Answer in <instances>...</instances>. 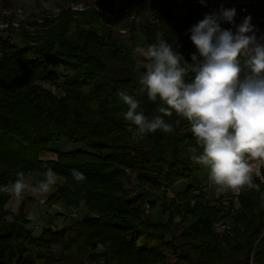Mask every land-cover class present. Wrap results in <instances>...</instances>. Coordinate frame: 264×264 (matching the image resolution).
Here are the masks:
<instances>
[{"label": "trees", "instance_id": "1", "mask_svg": "<svg viewBox=\"0 0 264 264\" xmlns=\"http://www.w3.org/2000/svg\"><path fill=\"white\" fill-rule=\"evenodd\" d=\"M146 2L96 0L81 9L65 7L57 15L22 27V47L0 37V186L14 181L19 171L26 176L51 168L65 181L48 202L61 201L70 207L84 200L88 206L82 219L59 229L46 224L41 236H35L28 228L24 203L17 212L6 210L10 196L0 192V264H84L87 255L103 257L102 264H264V183L253 179L260 190L247 188L233 226L215 233L213 224L221 209L195 193L200 180L193 173L203 166L190 158L189 147L197 145L187 118L178 122L174 110L171 116H163L157 109L167 105L139 93L143 68L111 81L99 80L109 73L110 60L135 65L133 54L123 50L114 23L129 19ZM163 13L160 6L155 16L158 19ZM196 15L192 7L175 26L148 21L141 26L143 46L155 43L160 33L191 62L190 54L196 50L187 30L198 22ZM50 66L74 72L61 96L42 84L58 81L57 70ZM117 91L133 95L138 110L149 119L162 115L173 131L158 129L134 137ZM62 135L87 147H51ZM42 151H55L57 157L43 159ZM128 168L136 172L138 185L146 192L165 194L178 180L190 179L183 190L163 202V210L169 212L165 222H154L145 212L146 203L153 208L155 200L126 191L131 181ZM73 169L85 179L77 182ZM176 217L182 220L181 243L175 236L167 239ZM53 244L61 246L58 258L43 252Z\"/></svg>", "mask_w": 264, "mask_h": 264}, {"label": "clouds", "instance_id": "2", "mask_svg": "<svg viewBox=\"0 0 264 264\" xmlns=\"http://www.w3.org/2000/svg\"><path fill=\"white\" fill-rule=\"evenodd\" d=\"M198 2L206 6V0ZM236 14L235 7L221 4L187 30L196 48L190 54L191 62L160 33L155 43L138 47L136 52L142 58L138 68L144 69L138 91L146 92L152 102L159 98L167 105L157 109L163 116H171L174 110L187 118L197 145L189 147L190 158L208 169L212 184L233 192L245 186L259 191L253 174L264 183V34L257 37L251 15L237 24ZM225 22L233 27H222ZM116 95L126 105L123 117L134 137L158 129L173 131L162 115L149 119L139 111L133 95L126 91ZM15 175L14 181L0 186V192L16 201L25 192L49 193L59 179L51 168L35 185L26 181L24 172ZM72 176L77 182L85 179L76 169Z\"/></svg>", "mask_w": 264, "mask_h": 264}, {"label": "rangeland", "instance_id": "3", "mask_svg": "<svg viewBox=\"0 0 264 264\" xmlns=\"http://www.w3.org/2000/svg\"><path fill=\"white\" fill-rule=\"evenodd\" d=\"M248 1V12L243 13L240 10V3ZM96 2V0H0V37L6 38L8 37L12 42L17 44L19 47L24 45L22 37L19 35V30L22 27L28 26L32 21H42L47 15H57L63 8L72 6L73 8H85L89 5H92ZM223 4L224 7H235L237 10V14L235 16L236 23H240L243 17L247 15L252 16L251 23L255 25L256 35L257 37L264 34V0H206V6L199 3L198 0H147L146 4H143L139 11L136 12L132 17L125 20H118L114 23V30L116 36L120 39L122 43V48L125 52L133 54L136 59V63L134 66H128L122 63H116L113 60L109 61L110 71L105 77H100L99 80L111 81L112 77L121 76L124 77L133 73L138 68V61L142 58L136 52L138 47L143 46V41L145 39V35L141 29L142 25H145L148 21H156L159 22L160 25L164 26H175L184 21L185 16L189 13V10L194 7L197 12L198 21L204 18L206 13H211L213 10H217L220 5ZM162 7L164 13L161 17L155 16L159 7ZM224 28H232L233 26L228 23H222L221 25ZM234 30V29H233ZM196 50L195 46L193 45ZM146 48V47H145ZM2 55L0 49V56ZM51 70L56 69L58 73V81L56 84H51L49 81H44L42 84L47 88H50L56 95H63L64 91L63 86L67 81H71L74 79V72L65 69L62 66H50ZM185 117L178 115V122H183ZM145 135V134H144ZM60 140H54V146L59 147ZM76 144V148L87 147L84 142L81 141H73ZM128 175L131 176V181L126 185V191L132 195L135 194H144V191L139 185L136 178V172L134 173L129 168L127 169ZM208 173V169L205 167H201L194 171V175L198 178H204ZM28 175V174H27ZM190 182L188 178H182L178 180L171 190H166L165 194L162 190L151 191L153 192L154 197L158 198L161 204L156 203L155 207H150L151 216L154 217V220H158L161 222H165L169 216L168 211L163 210V202L167 201L169 198L175 196L178 190H183L187 184ZM208 187L207 189H209ZM207 194L209 192L207 191ZM223 193V189L219 186L215 192L208 195L212 201L210 204L215 205L221 209V216L226 212V208L230 205V202H226V194L220 196L219 194ZM219 196V197H218ZM226 196V197H225ZM242 196V195H241ZM238 198V204L236 208L231 211L230 215L235 217V214L238 212L241 202L240 198ZM10 199V198H9ZM60 202V201H59ZM223 202L225 206H223ZM55 204L57 202H54ZM52 204V203H50ZM147 204V203H146ZM235 204V203H234ZM146 206V205H145ZM6 209V207H5ZM228 209V208H227ZM8 210V209H6ZM10 211V209H9ZM14 211V210H13ZM78 214L74 218L80 217V209H78ZM83 217L81 216V219ZM80 219V218H79ZM218 219V220H219ZM217 220V221H218ZM175 226L172 229V233L168 234L167 237L170 239L175 236L176 241L181 243V239L179 237L182 227L181 218H176ZM216 222V221H215ZM214 222V223H215ZM233 226V225H232ZM231 226V227H232ZM214 230V229H213ZM227 230V229H226ZM226 230L214 231L217 234H222ZM36 236V235H35ZM101 244V243H99ZM98 244V245H99ZM226 248V247H225ZM103 246H98V251L102 250ZM227 249V248H226ZM44 253H50L54 257H59L61 253L60 245H51L49 248H45L43 250ZM97 252L93 253L96 254ZM104 258L101 256L94 257L93 255H87L84 258V264H102ZM61 264V263H54ZM67 264V263H62ZM189 264V263H182Z\"/></svg>", "mask_w": 264, "mask_h": 264}, {"label": "crops", "instance_id": "4", "mask_svg": "<svg viewBox=\"0 0 264 264\" xmlns=\"http://www.w3.org/2000/svg\"><path fill=\"white\" fill-rule=\"evenodd\" d=\"M58 91H63V90L61 89ZM58 140H60L59 149H62V150L77 149L76 144L73 141H71L69 138L63 135L58 137ZM51 147L55 148L53 144H51ZM40 157L43 159H54L57 157V154L55 151H42L40 153ZM58 177L59 179H58L57 184L53 187V189L49 193L34 195L31 192H25L23 194V198L20 201H16L12 197H10V199L5 204L6 209L14 210L17 212L20 206L24 203L25 210L27 212V218L30 221L28 224V228L36 236H41L42 229L44 225L46 224H51L53 229L63 228L65 225L71 224L75 220H78L79 218L81 219V216L84 217V215L88 212V206L86 205L84 200H81L78 206H70V207H68L64 202H61V201L57 202L56 204L55 203L50 204L48 202L49 197L54 195L57 192L58 187L62 185L65 181L63 177L61 176H58ZM25 179L28 183L35 185L39 181L45 179V173L33 171V172L28 173V175L25 176ZM198 179L200 180L199 184H202V183L211 184V182L208 180V174L204 178L202 179L198 178ZM172 187L173 185L170 186L168 190H171ZM216 189L217 187L215 185L213 186L211 185V187L207 189L209 194H207L205 198L207 199V197H209L208 195L215 192ZM142 192H144V195L147 199L155 200L159 204L162 203L158 200V198L152 196L153 192H146V191H142ZM78 209H80L81 216L78 218H74L76 214H78L79 212ZM176 218L180 219V217H176ZM151 219L154 222H161L158 220H154L155 218L152 216H151ZM175 224L177 223L174 221L173 227L175 226ZM167 239L169 238L167 237ZM170 239H172V237Z\"/></svg>", "mask_w": 264, "mask_h": 264}, {"label": "built area", "instance_id": "5", "mask_svg": "<svg viewBox=\"0 0 264 264\" xmlns=\"http://www.w3.org/2000/svg\"><path fill=\"white\" fill-rule=\"evenodd\" d=\"M247 3H249L248 1H245V2H241L240 3V10L243 12V13H246L248 12V5ZM252 163H255V162H252ZM261 172L262 174H264V165H261ZM254 178H258L255 176V174H253V179ZM259 179V178H258ZM211 185H215V184H198V188L195 190V193H198V194H201V195H204L206 196L207 195V192H206V189L208 187H211ZM218 189V185H215ZM223 189V188H222ZM247 189V186H245L243 189H241L239 192H233L232 190L230 189H223V193H220L219 195L222 196L224 194H226V202H230V205L227 206L226 208V212L222 215V218L219 219L218 221H216L214 224H213V229L215 231H220V230H226V229H229L231 228V226L233 225V217L230 215L231 211H233L235 208H236V205L238 204V198L246 191ZM219 197V196H218ZM207 200H209L210 202L212 201V199L208 198L207 197ZM195 201H192V204H194ZM235 203V204H234ZM223 206H225L224 202H223ZM151 205L149 203L146 204L145 206V212L147 214H151V209L150 208ZM99 247H101V244L98 245Z\"/></svg>", "mask_w": 264, "mask_h": 264}]
</instances>
